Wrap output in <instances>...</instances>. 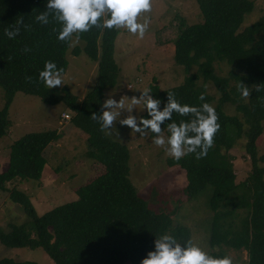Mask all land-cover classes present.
I'll list each match as a JSON object with an SVG mask.
<instances>
[{"label":"trees","instance_id":"16d2710c","mask_svg":"<svg viewBox=\"0 0 264 264\" xmlns=\"http://www.w3.org/2000/svg\"><path fill=\"white\" fill-rule=\"evenodd\" d=\"M202 20L182 24L174 41V59L189 72L184 81L167 89L151 85L155 97L167 100V93L181 103L213 105L219 129L207 154L199 159L189 153L168 163L186 170V194L191 197L212 186L208 206L213 212L209 253L230 257L216 247L245 249L246 264H264V154L259 153L258 140L264 133V15L242 27L243 14L254 8L248 0H197ZM46 0H0V87L5 90V103L0 109V139L12 125L9 108L15 94L36 95L48 104L65 103L72 109L71 123L86 134L87 154L103 165L104 171L77 187V199L57 205L39 214L30 196L7 184L16 179L38 180L47 164L46 148L57 141V129L30 132L11 144L8 168L0 173V190L10 192L28 220L10 222L8 230L0 226V242L13 248H43L56 264H140L153 247L155 236L168 233L182 245L191 242L188 227L174 225L170 213L156 211L137 191L131 174L130 148L101 131L91 114L100 111L105 90L116 86L121 68L115 57V42L120 29L93 27L73 34L67 41L56 39L60 25L51 20L46 25L34 21L44 9ZM20 27L17 37L9 39L4 29ZM56 29V31H54ZM73 36L84 42L73 49L82 50L98 63L95 85L83 100L67 85L49 89L39 80V71L46 60L54 61L67 71V52ZM28 49V51H25ZM226 62L242 73L229 76L216 72L215 63ZM212 82L219 98L214 104L205 85ZM244 84L249 95L243 97L238 88ZM203 94V101L199 97ZM235 106L236 114L225 111ZM163 107V103L161 104ZM98 114V113H97ZM146 110L142 116H146ZM173 120L180 117L173 113ZM163 127V125H162ZM166 130V129H165ZM245 139V154L251 161V172L237 181V172L230 151ZM231 264H238L230 259ZM0 264H38L1 258Z\"/></svg>","mask_w":264,"mask_h":264},{"label":"rangeland","instance_id":"374dc122","mask_svg":"<svg viewBox=\"0 0 264 264\" xmlns=\"http://www.w3.org/2000/svg\"><path fill=\"white\" fill-rule=\"evenodd\" d=\"M254 8L243 14L245 27L264 15V0H248ZM152 7L148 13H142L138 20L149 18V25L143 38L120 29L115 42V57L121 68L117 84L105 90L103 101L112 96L122 100L127 106L133 96H139V90L158 85L167 89L181 84L188 73L196 72L194 66L189 72L185 67L175 62L174 41L182 24H193L202 20L197 0H151ZM84 42L73 36L67 52L69 65L67 71L61 74L62 87L67 85L81 101L87 92L93 88L98 76V63L92 60L84 50L79 55L73 54V49L83 47ZM216 72L229 76L231 71L242 73L236 67L226 62L215 63ZM205 85L208 92L214 96L217 103L219 92L212 82ZM5 103V90L0 87V109ZM133 114L142 116L145 112L143 102L134 106ZM225 111L236 114L235 106L227 104ZM71 116L74 112L65 103L48 104L38 96L17 92L9 108L12 125L7 135L0 139V173L8 168L11 144L30 132L57 129L60 138L51 142L46 148L47 164L42 177L38 180L16 179L7 184L26 192L39 214H43L57 205L77 199L78 186L94 179L104 171L103 165L97 163L87 154L86 134L73 126L70 120H65L63 113ZM122 110L121 118L127 116ZM119 118V117H118ZM106 134L121 143L126 144L131 151L130 177L137 191L149 202L156 211L171 214L174 225H184L191 232L192 243L199 245L205 251L211 250L209 239L213 212L208 206L212 190L211 185L195 196L189 197L185 192L188 183L186 170L179 166L169 165L171 158L165 152V146L151 143L152 134L140 136L131 132L128 126L115 122L113 128L105 130ZM167 136V131L163 130ZM259 153L264 154V133L260 140ZM237 172V181L241 182L250 174L252 166L245 154V139L239 140L230 151ZM264 167V162L261 163ZM28 220L23 207L14 202L10 192L0 190V226L8 230L10 222L17 224ZM238 264H246L248 253L245 249H235L227 246L216 247ZM13 258L19 261H35L38 264H56L48 253L39 248H13L0 242V259ZM130 264V263H126Z\"/></svg>","mask_w":264,"mask_h":264},{"label":"clouds","instance_id":"9594fccd","mask_svg":"<svg viewBox=\"0 0 264 264\" xmlns=\"http://www.w3.org/2000/svg\"><path fill=\"white\" fill-rule=\"evenodd\" d=\"M151 7V0H46L44 9L35 15L34 21L46 25L51 17L60 25L58 31L54 29L59 41H67L73 34L87 32L93 27L125 29L143 38L149 18L145 16L141 22L138 17L150 12ZM19 33L18 25L4 29V35L9 39L17 37ZM61 72L62 69L54 61L46 60L38 78L45 87L53 89L62 85ZM238 91L243 97L249 95L243 83ZM199 99L203 101V94ZM141 101L146 116L133 114L134 106ZM101 109L91 114L101 131H110L118 121L121 126H128L131 132L140 136L151 133V143L165 146V152L174 160H180L189 153H194L197 159L205 156L220 127L215 107L208 102L199 106L181 103L171 92L167 93V100L162 101L149 88L139 90V96H133L127 106L122 100L109 96L101 104ZM122 110L128 113L123 118ZM173 113L188 119L176 122L172 119ZM165 129L167 136L163 134ZM140 264H231V261L228 257H215L191 242L182 245L174 236L163 233L155 236L153 247L141 258Z\"/></svg>","mask_w":264,"mask_h":264},{"label":"built area","instance_id":"2783aa9c","mask_svg":"<svg viewBox=\"0 0 264 264\" xmlns=\"http://www.w3.org/2000/svg\"><path fill=\"white\" fill-rule=\"evenodd\" d=\"M63 117L65 118V120H70L71 119V115L67 112L63 113Z\"/></svg>","mask_w":264,"mask_h":264}]
</instances>
